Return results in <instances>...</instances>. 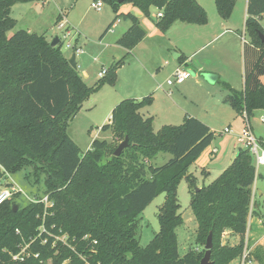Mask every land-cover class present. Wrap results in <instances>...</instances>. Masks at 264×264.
Segmentation results:
<instances>
[{"label": "trees", "instance_id": "16d2710c", "mask_svg": "<svg viewBox=\"0 0 264 264\" xmlns=\"http://www.w3.org/2000/svg\"><path fill=\"white\" fill-rule=\"evenodd\" d=\"M31 1L0 0V180L6 173L31 167L35 182L43 179L53 206L31 201L22 207L14 198L0 205V264H201L203 252L191 250L184 256L179 252L176 230L184 219L177 188L184 178L198 222L197 240L206 245L213 233L214 264H229L240 257L251 208L255 213L257 168L250 151L240 149L228 168L197 190L189 167L213 142V130L187 116L182 125H164L155 132L153 118L141 114V109L153 103L149 95L121 101L112 111L111 123L102 126L103 131L112 132L117 144L129 138L120 156L114 155L118 145L99 139L81 155L68 134L70 121L92 94L106 84L116 85L124 60L89 86L70 65L61 43L52 47L46 34L26 29L9 34L16 26L10 14L13 5ZM95 1L107 3L115 13L120 4L129 2L147 17L156 7L162 16L155 24L162 32L177 21L208 22V13L197 0ZM236 2L215 0L219 15L229 19ZM247 14L244 89L236 90L226 82L221 85L235 112L241 116L246 110L251 118L255 111L264 110V41L259 35L264 33V0H248ZM120 17L130 20L131 26L117 44L132 50L145 38L146 30L128 12L117 14L105 33ZM162 152L172 155L169 161L161 167L148 166ZM162 192L166 199L158 215L160 231L142 246L136 235L138 217ZM40 226L45 231H39ZM227 230L240 236L238 244L222 245ZM62 234L68 235V245L56 239ZM22 244H29L30 256L14 261L12 254ZM251 256L255 264H264V248L256 246Z\"/></svg>", "mask_w": 264, "mask_h": 264}, {"label": "rangeland", "instance_id": "374dc122", "mask_svg": "<svg viewBox=\"0 0 264 264\" xmlns=\"http://www.w3.org/2000/svg\"><path fill=\"white\" fill-rule=\"evenodd\" d=\"M31 2H34L31 8L32 11L29 9L27 10L26 5H24L26 3H16L17 6L11 8V16L16 20L18 19L15 28L10 32L11 34L19 29L27 30V27H30L34 18L39 14V12L35 14L36 10L34 6H43V0H34ZM92 2L96 1L82 0L81 11L72 15L74 23L79 24L78 28L76 26L78 30L72 29V33L69 35H67L66 29H60L59 26L55 24V18L50 19L49 16L44 20L46 21V24L44 22L43 24L37 25L38 31H40L39 34H42V31H45L50 41L56 36L60 38V43L62 45L61 50L68 59L77 49L83 50V53L76 52L79 67L78 70L86 77L85 81L89 86H93L98 82L101 78L99 76L100 72L103 69L109 70L112 65L122 59L124 60V63L122 62L123 65L117 70V79L119 82L114 86L106 84L96 93L92 94L90 98L84 101L79 113L70 121L68 134L81 149V155H84L88 150L92 149V142L95 139L107 140L114 145H119L116 142H113L114 137L110 130H102V126L109 123L114 107L120 103L122 99L129 96V93L126 92L128 89L131 90L136 87L141 95H150L152 91L151 89L158 85L152 76V72H150L153 68L155 71L156 69L160 70L159 80L163 81L166 79L167 82V73L172 64V60H177L180 56L182 57L184 55L193 56L199 45L203 43L198 41L195 36L205 30V28L203 29V27L197 24L186 25L188 23L177 21L176 25L174 23L171 30L168 29L165 31L167 32V37L162 38L158 45L160 48H164L161 54L165 53L166 56L162 58V55H160L158 57L161 58L153 59V56L144 50L146 43L140 45L138 50L135 51V55L134 53H129L126 50L117 47L115 43L116 41L114 40L116 37L123 34V32L121 34L119 33L121 27L125 23L131 24L130 20L120 17V21H116L117 23L114 27V32L118 33L114 36L113 34L115 33L110 30L104 34L106 26L114 20L117 14L128 13L130 9L134 11V6L129 2L122 3L119 5L118 13H115L113 8L107 3L103 2L104 5L102 9L98 10L91 5ZM198 2L204 6L213 21H215L216 18H221L215 0H198ZM237 2L231 15L233 16L232 22H235L236 24L232 26V28L234 29V32L239 35L238 41H236V48L233 46L232 52L227 54L225 52L223 54V63L219 62L220 57L217 58V61H212V63L221 65L222 67H228L227 64L231 61H233L231 63V68L233 64H236V66H239L240 62L242 64V52L244 47L243 36H245L247 40L249 39L245 29L246 8L243 5V0ZM19 6H23L25 10H20L18 8ZM86 9L88 10L86 11ZM29 11L31 12L30 14ZM150 12L151 17L144 15L145 19L143 18V20L145 21L149 19L156 22V16L158 17L160 10L156 7H152ZM57 24L59 25V23ZM42 27H44L45 30ZM168 38L173 39V45H169V41H167ZM216 46L217 44L215 43L206 50L200 51L194 55L193 66L189 68L191 69L192 77L197 73L196 68L198 67V63L204 61L207 56H211L214 50L213 48ZM149 60L152 61V64L154 63L153 66L147 64ZM203 73L204 72H202V74ZM241 75L242 77H236L235 83L237 84L235 85H239L240 81V83H242L244 72ZM171 77L172 75L169 78ZM187 81H189V79ZM215 82L216 81H214L213 84ZM179 86L181 85L172 86L173 94H168V96L176 95V90L179 89ZM216 90H221L225 96L226 93H228L227 90L225 91V89H223L220 83L216 84ZM162 91L164 92V89H162ZM163 94L164 96L166 95L165 92ZM227 103L226 108L229 115L226 111L222 110L220 115H215L211 120L215 134L213 142L204 151L205 153L203 152L204 156L201 157L202 153L189 167V173L193 174L196 178L197 189H201L212 183L226 168L229 167L239 150L246 149L245 145L240 142V132L245 125L244 118L242 115L241 117L236 118L233 107L229 102ZM148 111L147 108L144 111L146 113L145 118H147V115H150L149 117L153 118V128L155 132L159 131L164 125L180 126L185 121V115L183 113H180L179 116H164L165 118H163L161 115L153 117V113ZM259 117H261V115L259 116V114H257L255 117L250 118L252 126L256 125L259 121ZM260 119H262V117ZM226 128H230L232 131L226 133L224 131ZM262 128H264V123H262ZM171 157V154L162 152L155 158L151 159L148 166L155 168L161 167L166 164ZM106 159L107 158H105V160ZM255 164L257 168V177L253 185V190L256 193L253 199V201H255L253 209L255 215H251L249 221L251 219V227H253V224L256 223V218H260L262 220L263 227L261 228H263V230H260L259 236L256 239H253L252 234H250L249 244L253 251L256 246L264 248V164L258 166L256 161ZM0 171H3L2 166H0ZM31 173V167H25L15 173H6L0 180V190L10 188L11 185L21 187L24 190V193L21 194L17 192L12 198H14L13 200L17 201L22 207L26 206L32 200L43 199L46 196V188L43 179L37 184L35 182V177L31 175ZM150 175L151 173L149 172V176ZM177 196L180 203L179 212L184 219L183 225L176 230L179 242V252L181 256H184L189 251L196 250L203 252L205 255V244H202L197 240L198 222L191 207L192 194L186 178H184L178 185ZM165 199L166 193H160L138 217L136 235L142 246H147L160 231L158 215ZM38 230L41 231L42 226H40ZM229 231L230 230H227L224 233L222 245L234 246L240 242L241 238L239 235ZM22 246L24 245L22 244L21 247ZM239 261L240 257L234 259L229 264H239Z\"/></svg>", "mask_w": 264, "mask_h": 264}, {"label": "crops", "instance_id": "0c3cea01", "mask_svg": "<svg viewBox=\"0 0 264 264\" xmlns=\"http://www.w3.org/2000/svg\"><path fill=\"white\" fill-rule=\"evenodd\" d=\"M238 2H239V0H238ZM33 3L34 2H27L24 5H26L27 10L29 9L30 11H32L31 8H32ZM81 3H82V0H43V6H41V7L34 6L35 10H36L35 14L38 12H39V14L34 18L30 27H27V30L31 31V32L40 33V31H38L37 25L43 24L44 22L46 24V21H44V20H46L47 16H49L50 19L55 18L56 19L55 24L57 26H59L61 23L64 22V23H66V26L69 29H71V30L77 29L79 24L74 23V21L72 20V15L74 13L77 14L81 11V9H82ZM92 3H91V5H92ZM243 5L246 8V18H247L248 0H243ZM16 6H17V4L14 5L13 8ZM18 8L20 10H25L23 8V6H19ZM133 9H134V11H132V9H130L129 12L132 11L131 13L135 14L140 19L141 24L145 28L147 34H146L145 38L137 46H135L132 50H127V49H125V48H123L117 44V40L131 26L130 23L129 24L125 23L121 27L120 33H119V34H121L123 32V34L121 36L118 35L119 37H116L114 39L116 41L115 42L116 46L126 50L129 53H134L136 55L135 51L138 50L140 45H143L144 43H146L144 50H146L148 52V54L153 56V59L161 58V57L163 58L164 56H166L165 53L161 54V52L164 50V48H160L158 45H159V42L161 41L162 38L167 37L166 36L167 32L162 33V31H160L156 27L155 22L153 20L148 19V20L144 21L143 20V18L145 19L144 14L136 7H134ZM87 10L88 9H86V11ZM30 11H29V14L31 13ZM208 16L209 17H208L207 24L200 25L201 27H203V29L205 28V30L201 31L200 33H198L195 36L198 41L203 42V43H201V45H199L196 53H199L200 51L206 50L208 47L214 45L215 43L217 44V46L213 48L214 50H213V53L211 56H209V57L207 56L204 59V61H201V63H198L197 68L195 67L197 70V73L195 74V76H193L191 78V80L189 79V81H186L187 83L184 82L183 84H180L181 86H179V89L176 90V95L168 96V94L169 95L173 94L172 88H171L172 86H169L166 83V79H164L163 81L159 80V75H160L159 69H156V71L154 68L150 70V72H152V76H153L154 80L158 84L154 88L152 87L153 89H151L152 91H151L150 95H152V97H153V103L150 106L146 107L150 111V113H153V117H155L157 115H161L163 118L174 117V116H179L180 113H183L185 115V118L187 116L196 117V118L202 120L203 122H205L207 125H209L211 127V129L213 130L211 120L215 115H220L222 113L221 112L222 110L226 111L229 115V112L226 108L227 107L226 105L228 104L227 103L228 101H226V98H227L229 93H226V96H225L221 90H216V84H219V83L221 84V82H226L232 88H234L236 90H243L244 89V76L242 78V83H240L241 82L240 81L239 85H235V84H237V83H235L236 77H239V76L242 77L241 74H243V72H244V47H243V52H242V57H243L242 58V64L240 62L239 66H236V64H233L232 68H231V63L233 61H231L230 63L227 64L228 67H222L221 65H217V64L212 63V61H217L218 57H220L219 62L223 63L224 62L223 61V54L225 52H226V54L232 52L233 46L236 48V41H238L239 35L236 34L234 32V29L232 28V26L236 25L235 22L234 23L232 22L233 16H231L229 19H223L222 17L216 18L215 21H213L210 18V15H208ZM156 18H157V16H156ZM16 21H18V19ZM119 21H120V19L117 20V22H119ZM112 22L108 23V25L106 26V29L108 28V26ZM117 22H115V24ZM57 23H59V25ZM210 23H212L213 25ZM48 24H50V23H48ZM115 24L110 29V30H112V32H114ZM175 25H176V22H175ZM186 25H190V24H186ZM76 26H77V28H76ZM173 26H174V24L171 26V28H169V30H171ZM42 28L45 30L44 27H42ZM106 29H105V31H106ZM10 32H12V31H10ZM10 32H9V34H11ZM114 33L115 34H113V35L115 36L118 32L117 33L114 32ZM42 34H46V32L42 31ZM104 34H105V32H104ZM46 37H47V35H46ZM48 40L50 41L49 38H48ZM167 41H169V45H173L172 44L173 43L172 38H168ZM196 53H194V55ZM160 55H162V56L158 57ZM194 55L193 56L184 55L185 57L183 59H181L179 57V59H177V60H172V62H171L172 64L170 65V69L167 73V80L169 79V77L171 75H173V73L175 72V70L177 68H179V67L191 68V66H193V59L195 57ZM151 59H152V57H151ZM151 62L152 61L149 60V62H147V64L149 66H153L154 63L152 64ZM202 72H204V73L202 74ZM83 77H84V79H86V77L84 75H83ZM214 81H216V82L213 84ZM262 81L264 82V76L262 77ZM117 82H119L118 79H117ZM158 82H160V83H158ZM162 89H164V92L167 96L166 95L164 96V94H163L164 92L162 91ZM126 92L129 93V96L125 99L133 98V99L141 100L144 97L149 96L146 94L141 95L140 91L136 87L134 89H131V90L128 89V91H126ZM125 99H122V101ZM116 102H120V101H116ZM146 108L141 109V114L144 115V117H146V113L144 112L146 110ZM233 111L235 113L236 118L241 117L235 112L234 109H233ZM257 114H259V116L261 115V117H264V110L255 111L253 117H255ZM149 116L150 115H147V117H149ZM261 117H259V121L256 123L255 126H252V128H253V131L256 134V136L260 140L264 141V128H262V123H264V122L262 121V119H260ZM109 123H111V117H110ZM109 123H107V124H109ZM204 153L202 154L201 157L204 156ZM256 219H257L256 223L253 224V227H251V230H250V234H252L253 239H256L259 236V232L261 229L263 230V228H261V227H263L262 220L260 218H256ZM229 232H231V231H229Z\"/></svg>", "mask_w": 264, "mask_h": 264}, {"label": "built area", "instance_id": "2783aa9c", "mask_svg": "<svg viewBox=\"0 0 264 264\" xmlns=\"http://www.w3.org/2000/svg\"><path fill=\"white\" fill-rule=\"evenodd\" d=\"M103 5H104L103 1H98V2L92 3V6L98 10H100L103 7ZM160 16H162V12L158 13V17H160ZM59 28L63 29V30L66 29L67 35L72 33V30L69 29L66 26V23H64V22L59 25ZM246 41L247 40H246L245 36H243V42L245 43ZM76 52L83 53V50L77 49ZM106 71L107 70L103 69L100 72V76L101 77L104 76ZM191 77H192V73H191V70L189 68L179 67L175 70L172 77L169 78L166 83L169 86L180 85V84H183L184 82H186ZM242 117L244 118L245 125H244V128H242V131L240 132V142H242L245 145L246 149H248L250 151L254 160L257 162L258 166L263 165L264 164V141L260 140L256 136V134L254 133L252 125H251L250 117L248 116V113L246 110L243 112ZM262 121L264 122V117H262ZM224 131L226 133H228V132L230 133L232 130L230 128H226ZM17 192L23 194L24 190L21 187H18L16 185H14V186L11 185L10 188L1 189L0 190V205L3 204L4 202H6L7 200H10L13 197V195ZM255 195H256V193L253 190V199H254ZM32 201L33 202H43V203H45L46 207L53 206V201H51L49 199L48 195H46L43 199L32 200ZM251 215H252V208H251L250 216ZM251 225H252V222L250 219L249 224H248L246 237H245L244 250L240 256L239 264H255V261L252 259V256H251L252 249L250 248V244H249ZM41 231H45L44 226H42ZM85 237H88V236L86 235ZM56 239L61 241L64 245H66V244L68 245V243H69L67 234L58 235V236H56ZM94 243H97V241H94ZM28 247H29V244L22 246L21 250H19V252L12 254V259L14 261H24L27 257L30 256V253L28 251ZM36 256H37V254H36ZM86 264H90V263L86 262Z\"/></svg>", "mask_w": 264, "mask_h": 264}, {"label": "water", "instance_id": "95a60500", "mask_svg": "<svg viewBox=\"0 0 264 264\" xmlns=\"http://www.w3.org/2000/svg\"><path fill=\"white\" fill-rule=\"evenodd\" d=\"M124 0H119V3H122ZM260 37L262 38V40L264 41V33L263 32H260L259 33ZM60 43V38L58 36H56L52 41H51V46L52 47H55L57 46L58 44ZM70 65L78 70V63H77V53H73V55L68 59ZM129 145V138L126 137L124 141H122L118 147L116 148L115 152H114V155L115 156H120L121 153L123 152V150ZM199 190V188L197 189ZM15 211L18 210V206L16 205L14 207ZM213 233L211 232L207 238V242H206V245H205V249H206V252H205V255L204 257L202 258L201 260V264H214V262L211 260V254H212V249H213Z\"/></svg>", "mask_w": 264, "mask_h": 264}]
</instances>
